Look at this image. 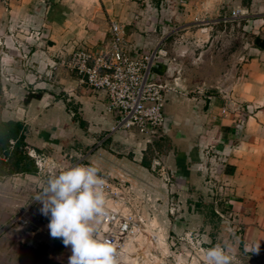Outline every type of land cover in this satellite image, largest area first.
I'll list each match as a JSON object with an SVG mask.
<instances>
[{
    "label": "crops",
    "instance_id": "obj_1",
    "mask_svg": "<svg viewBox=\"0 0 264 264\" xmlns=\"http://www.w3.org/2000/svg\"><path fill=\"white\" fill-rule=\"evenodd\" d=\"M113 22L132 55L162 51L153 74L171 90L166 123L152 139L113 132L118 114L107 93L65 65L77 49L110 48ZM203 31L211 46L237 47L212 54L225 63L214 78L192 80L186 44ZM29 95L39 97L26 103ZM9 121L26 126L29 152L47 168L0 176V264H69L71 247L51 237L35 198L50 175L85 157L104 178L145 190L164 184L142 162L152 169L161 161L178 176L179 195L199 200L192 214L181 200L180 217L193 224L180 237L210 219L198 208L211 200L226 243L238 245L229 250L264 256V0H0V122ZM22 213L29 225L11 227Z\"/></svg>",
    "mask_w": 264,
    "mask_h": 264
},
{
    "label": "built area",
    "instance_id": "obj_2",
    "mask_svg": "<svg viewBox=\"0 0 264 264\" xmlns=\"http://www.w3.org/2000/svg\"><path fill=\"white\" fill-rule=\"evenodd\" d=\"M241 16L240 11L233 13L234 18ZM110 44V48L95 53L77 49L65 65L78 73L89 88L107 93L109 111L118 114L113 132L135 130L152 139L166 123V95L171 90L167 81L156 79L153 74L154 65L161 58L162 51L132 55L125 43L123 27L116 22L110 27ZM29 154L35 159L39 171L44 172L47 159L34 150ZM153 169L168 178L169 169L161 161L157 160ZM106 180L110 211L102 227L104 234L121 246L123 262L144 221L134 206L131 188L119 181ZM10 225L25 227L29 221L22 213ZM199 239L197 234L188 233L180 238V242L188 243L196 253ZM172 251H176L174 259L182 263L183 249L177 251L176 244H173Z\"/></svg>",
    "mask_w": 264,
    "mask_h": 264
},
{
    "label": "rangeland",
    "instance_id": "obj_3",
    "mask_svg": "<svg viewBox=\"0 0 264 264\" xmlns=\"http://www.w3.org/2000/svg\"><path fill=\"white\" fill-rule=\"evenodd\" d=\"M224 32L225 31H223V33ZM209 37H213V35L210 36L203 31L201 39H195V42L190 40V43L186 44L187 56L186 61H183V66H185L184 70L186 74L192 80L197 79L201 81L214 78L224 69L225 63L216 59V57H213L212 54L215 56L219 52L224 53L223 51L225 50H228V52H234L236 50V43L225 45L220 38H217V41L220 40L221 44L218 43L217 46L216 44L211 46L212 42L207 40ZM224 37L225 36H223V38ZM204 38H207L206 42H204ZM121 132L138 135L148 140L147 137L139 134V132L135 130ZM151 143L152 142H150V144ZM147 157L152 160L155 155L154 153L151 155V152L149 151L147 152ZM78 159H81V161ZM86 159L87 157L83 159H71L69 167L80 164L89 165L90 163ZM150 172L156 178L153 181L159 179L164 184H162L163 186H161V188L157 187L156 184H153L151 189L145 190L142 183H138V186L131 183L127 184L131 187L134 195V206L140 213L141 217H143L144 222L143 225H141L135 241L128 248V251L126 252L127 255L122 264H179L176 259H174L176 251H172L173 244H176L177 251L181 249L184 251L182 255L183 260L180 264H204V249L212 247L216 243L226 245L230 250L233 248L235 249V245L237 244H233L232 248L231 244L228 245L226 243V238L224 236L226 235L225 228L227 227V224L213 215L216 208L211 207V202H208L211 200H205V203L202 201V206L198 208L200 212L207 215L208 218L210 217L211 220L208 219L207 222L201 221L196 223V227L194 228L196 230L186 229V232L199 234L200 243L196 253L192 251V248L188 243L180 242V238L182 237L178 234V230L183 226L193 224L189 221L184 222L182 217H180L179 205H182L181 200L187 201L186 210L190 212V214H192L191 212L195 211L197 208L195 204L199 203V200L196 201L190 198H183L179 195V190L176 186L180 180H178L176 174H172L169 171L168 178H166L159 172L154 171L153 167ZM176 181L178 182L176 183ZM180 192L183 193L184 191L180 190ZM221 197L222 195H218L220 200ZM210 198H214L213 191ZM212 233H215L217 237L213 238ZM236 247L238 248V245ZM171 252H174V254ZM231 253L235 257L234 264H264L263 255L257 257L258 255L256 256L241 251L238 253Z\"/></svg>",
    "mask_w": 264,
    "mask_h": 264
},
{
    "label": "clouds",
    "instance_id": "obj_4",
    "mask_svg": "<svg viewBox=\"0 0 264 264\" xmlns=\"http://www.w3.org/2000/svg\"><path fill=\"white\" fill-rule=\"evenodd\" d=\"M107 180L95 164L76 165L50 175L35 200L50 217L52 238L71 247L69 264H122L121 246L104 234L102 222L109 214ZM226 245L204 249V264H234Z\"/></svg>",
    "mask_w": 264,
    "mask_h": 264
},
{
    "label": "trees",
    "instance_id": "obj_5",
    "mask_svg": "<svg viewBox=\"0 0 264 264\" xmlns=\"http://www.w3.org/2000/svg\"><path fill=\"white\" fill-rule=\"evenodd\" d=\"M37 97L39 95H29L25 102ZM25 133L26 126L21 122H0V176L38 173L36 161L29 154ZM142 165L151 170L147 160Z\"/></svg>",
    "mask_w": 264,
    "mask_h": 264
}]
</instances>
